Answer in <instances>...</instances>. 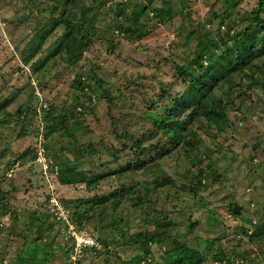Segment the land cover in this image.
<instances>
[{
  "label": "rangeland",
  "instance_id": "rangeland-1",
  "mask_svg": "<svg viewBox=\"0 0 264 264\" xmlns=\"http://www.w3.org/2000/svg\"><path fill=\"white\" fill-rule=\"evenodd\" d=\"M53 1L0 0V264H157L184 238L198 250L200 264H264V51L222 95L232 100L227 117L196 123L185 133L194 143L174 145L166 135L148 132L156 112L189 84L177 66L190 70L199 40L216 41L225 22L240 20L258 0L234 6L229 0H81L97 14L93 26L86 23L91 42L81 54L63 57L60 26L24 61L20 54L51 20ZM140 23L139 34L127 27ZM50 54L55 57L33 73V64ZM251 75L259 81L253 83ZM46 111L56 122L63 119L55 136L44 135ZM129 134L145 149L163 143L165 155L152 156L130 177H104L88 187L74 167L89 175L131 157L139 161ZM55 160L66 163L69 183L60 181L62 167L53 168ZM160 175L169 181L153 186ZM136 183L146 185L143 202L123 200L117 210L124 217L114 223L120 216L106 215L101 234L114 230L109 221L134 234L154 217L170 220L162 241L150 242L147 252L135 238L106 249L96 239L98 210L81 228L72 221L74 202L84 205L95 194ZM81 232L94 244L77 251L74 238Z\"/></svg>",
  "mask_w": 264,
  "mask_h": 264
},
{
  "label": "trees",
  "instance_id": "trees-1",
  "mask_svg": "<svg viewBox=\"0 0 264 264\" xmlns=\"http://www.w3.org/2000/svg\"><path fill=\"white\" fill-rule=\"evenodd\" d=\"M229 3L234 6L237 5L238 0H229ZM87 5V3L81 0H54L51 9L53 13L51 20L48 22L47 26H43L38 31L37 35L29 41L20 54V57L26 61L28 57L36 53L38 46L44 42L47 36L46 34L52 33L53 29L60 26H62L64 30L58 37V45L62 47L63 57L66 54H74L73 58L76 55L79 56L82 49L91 42L90 31L87 27L89 25H94L97 16L96 13L89 12L90 8ZM115 5L118 7V10H121V6H119L117 2ZM143 7L144 6L140 8V11L143 10ZM124 11L125 10H123V13ZM263 12L264 0H258L257 8L252 9L247 14H242L240 20L231 19L225 22L224 33L220 32L219 37H216V41L210 39V41L202 43V40H199L200 50H196L194 58L189 64L192 68L190 70L187 69L188 66L186 64L177 66L180 73L189 80L188 86L181 90V92L172 95L171 97L173 100L170 104L163 105L160 111L158 113L156 112L157 115L153 120L154 129L148 130V132H152L154 136L162 133L166 135L168 141L173 142L174 145H181L183 143L192 144L194 142L191 140V143L184 135L189 129H194L196 123H201L203 121H208L207 123L216 122L227 117V103L232 102V100H229L231 97H228L226 101L222 95L229 94L232 81L236 78V74H239L255 55H259L262 53L261 51H264ZM225 14L229 16V19L232 17V11L230 12L227 10ZM142 26L143 24L140 23L136 24L135 27H127L131 31L138 32L139 34L141 33ZM129 29L127 30L129 31ZM54 57L55 54H50L46 56L40 64H33L34 67H32V72L36 73L35 71L45 67ZM195 68L200 70L198 76H195ZM254 77L251 75V79L249 80H253V83H255L256 80L259 81ZM221 87L223 90H219ZM4 103L5 101L1 104ZM19 111L25 114L23 108H20ZM44 117L46 119L45 128H47L44 133L45 137L55 136L58 129L61 127L60 124L63 119H60L61 122H56L55 117H50L48 111L44 113ZM59 117L63 118V114H59ZM127 136H129L130 139L134 138L133 142L140 150L139 161L131 157L125 163L119 162L118 166L113 170L101 171L97 174L92 173L89 175L82 169L76 170V167L73 166V170L75 169V171L80 174L81 179L88 184V187L95 188L104 177L113 176L115 178V176H126L125 173L130 177L133 175L135 169L143 167L146 161L150 160L152 156L157 160L162 158V155H165L166 150L163 149V143L156 141L153 145L150 144L148 149H145L138 138L130 134ZM44 142L46 143L45 139ZM259 144L262 148L264 147L262 143ZM122 145L126 147L124 141ZM150 150L154 151V155L150 153ZM146 151L149 154L147 158H145ZM57 155L60 154H55L56 157ZM116 155L118 156V153L115 154L114 157H117ZM35 156L36 151L31 155V159L35 158ZM56 160L55 162L53 161L51 165L53 168L56 165H59L56 167H62L61 171L58 170L57 172L60 181L65 184L69 183L72 179L67 174L66 168H64L66 163L64 161L56 162ZM61 164L63 165L61 166ZM160 176L157 180L153 181L154 183L152 180L150 183H153V186L157 187L165 186L170 177ZM139 185L140 186H138V183L122 184L120 187L106 194H95L87 200H83L84 205L74 202L71 204L72 221L77 225V228H81L82 221L92 218L95 211L98 210L96 212L98 219L94 225L95 230H97L96 239L103 244L106 249H109L108 244L114 248L117 242L120 243L121 241L123 243L124 240L125 242H131L130 240L135 238L133 239L134 242L141 245V247L143 245L145 252H147V247L150 242L162 241L163 232L165 233L170 227V220L153 216L154 218L145 223L146 226L142 231L135 232L134 234L125 233L123 230H116V224L109 221V224L115 227L112 231L113 233L107 231L101 234L107 229V226L103 224V221H106V215H108V217L119 215V219L114 221V223H118L121 221V218L124 217V214L117 210L120 208L123 200H130L131 197H134L137 202L133 203V206H138L143 202L141 191L144 190H141V188L145 189L146 185L142 183ZM138 191H140V196L136 194ZM153 224L157 227L149 231L148 226ZM174 233L177 232L175 231ZM177 234L180 235L181 232ZM166 235L167 233L165 237ZM178 237L179 236H175L173 238L175 243H177V240H180ZM180 238L182 239V237ZM183 240L186 241V238L182 239V241ZM184 241L180 245L174 246L176 248L165 250L164 260L157 264H200L201 256L198 250ZM167 246H172V240L168 241ZM132 262L135 264H142L139 263V260H133Z\"/></svg>",
  "mask_w": 264,
  "mask_h": 264
},
{
  "label": "built area",
  "instance_id": "built-area-1",
  "mask_svg": "<svg viewBox=\"0 0 264 264\" xmlns=\"http://www.w3.org/2000/svg\"><path fill=\"white\" fill-rule=\"evenodd\" d=\"M74 250H80L84 246H90L94 244V241L90 237L89 234H86L84 232H81L78 235H75L74 238Z\"/></svg>",
  "mask_w": 264,
  "mask_h": 264
},
{
  "label": "water",
  "instance_id": "water-1",
  "mask_svg": "<svg viewBox=\"0 0 264 264\" xmlns=\"http://www.w3.org/2000/svg\"><path fill=\"white\" fill-rule=\"evenodd\" d=\"M238 206L237 205H235L234 207H233V209L234 210H238V208H237Z\"/></svg>",
  "mask_w": 264,
  "mask_h": 264
}]
</instances>
